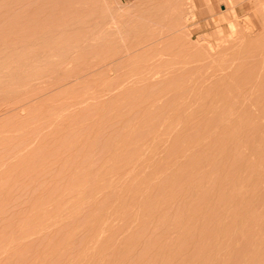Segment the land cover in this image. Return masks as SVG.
Instances as JSON below:
<instances>
[{"label":"rangeland","instance_id":"obj_1","mask_svg":"<svg viewBox=\"0 0 264 264\" xmlns=\"http://www.w3.org/2000/svg\"><path fill=\"white\" fill-rule=\"evenodd\" d=\"M0 264H264V0H0Z\"/></svg>","mask_w":264,"mask_h":264}]
</instances>
